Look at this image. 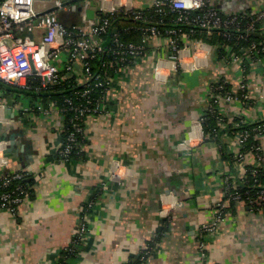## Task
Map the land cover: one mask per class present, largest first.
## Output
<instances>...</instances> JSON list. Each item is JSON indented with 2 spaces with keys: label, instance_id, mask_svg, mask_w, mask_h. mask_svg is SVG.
I'll list each match as a JSON object with an SVG mask.
<instances>
[{
  "label": "crops",
  "instance_id": "0c3cea01",
  "mask_svg": "<svg viewBox=\"0 0 264 264\" xmlns=\"http://www.w3.org/2000/svg\"><path fill=\"white\" fill-rule=\"evenodd\" d=\"M117 1L71 0L57 15L65 24L85 25L83 15L99 20L105 6L116 7ZM120 1L122 8L127 2L148 13L154 10V0ZM263 4L216 3L222 15L250 12ZM215 34L195 32L177 61L169 59L164 37L150 39L147 54L115 75L107 114L86 120L83 156L70 163L57 159L62 116L56 110L51 116L38 111L40 96L0 87V136L6 126L8 137L15 133L10 155L5 139L0 167L29 170L31 189L16 216L0 209V264H57L95 190L87 236L66 264H123L155 239L162 225L166 230L145 264H203L199 227L213 218L225 176L235 181L239 171L232 158L224 157L236 151L239 131L222 138L226 125L217 139L199 124L213 87L226 85L236 95L218 108L228 123L264 120V54L251 58L241 53V63L225 66L212 48ZM64 59L62 54L59 63ZM257 139L264 155V133ZM246 163L259 164L252 153ZM207 254V264H264V209L234 202Z\"/></svg>",
  "mask_w": 264,
  "mask_h": 264
},
{
  "label": "built area",
  "instance_id": "2783aa9c",
  "mask_svg": "<svg viewBox=\"0 0 264 264\" xmlns=\"http://www.w3.org/2000/svg\"><path fill=\"white\" fill-rule=\"evenodd\" d=\"M66 1L71 0H0V82L15 89H33L36 92L62 91L65 88L70 91L60 101L49 99L43 103L39 98L35 102L37 110L45 116H51L53 110H56L64 120L63 132L66 137L57 150L63 163L72 162L77 155L83 156L86 120L92 116L107 114L108 94L115 82V75L147 54L150 39L164 37L171 51L169 59L172 61L179 60L178 53L187 47L190 38L197 31L208 35L216 33L221 37V42H215L212 48L225 66L241 63V53L251 58L264 54V4L250 12L222 15L216 5L217 0H154V14L175 13V21L183 24L182 27L163 31L157 26L160 19L145 15V11L133 8L127 2L124 8L120 0L117 1L118 8L105 6L106 12L103 14L122 11L141 21L142 24L135 27V30L141 33L142 41L135 42L122 39L118 29L103 15L99 20L83 15L85 25L64 24L57 12L65 8ZM50 7H57V10L45 12ZM28 33L32 34V38L26 36ZM254 34L259 36L254 37ZM105 35L110 40L103 47ZM62 54L65 59L60 64ZM178 68L175 65V70ZM240 88L244 90L245 85L241 84ZM215 89L220 91L223 85L212 89L207 107L211 112L215 110L210 104H216L219 108L222 101L236 98L229 90L216 93ZM1 105L3 104L0 103ZM203 119L200 117L199 124H202ZM216 119L219 128L226 127L219 109L216 111ZM260 122L263 123L239 131L234 139L237 149L229 155L239 168L236 179L232 181L229 176H225L223 198L216 204L213 218L203 223L197 233L199 255L203 264H207L210 239L215 236L220 222L225 218L229 202L241 201L253 205L252 209H260L254 208L257 202L251 198L248 190H239L238 182L250 168L246 163L249 153L259 162L257 166H251L252 173L259 167H264L261 145L252 144L246 148L250 137L258 138L264 131V120ZM216 133V129L211 132L213 136ZM228 135L226 131L222 138ZM5 142V139H0V152L3 151ZM29 175L30 171L27 169L7 172L0 167V209L17 215L19 206L28 199L30 192L23 185H12V182L25 180ZM256 185L260 186V182ZM261 186L259 194L264 196V184ZM1 188L7 189L1 191ZM93 204L91 198L85 201L73 239L66 247L68 252L77 251L75 246L82 244L86 238L89 211ZM151 243H154V239L123 264H132L134 260L145 264L155 251Z\"/></svg>",
  "mask_w": 264,
  "mask_h": 264
},
{
  "label": "trees",
  "instance_id": "16d2710c",
  "mask_svg": "<svg viewBox=\"0 0 264 264\" xmlns=\"http://www.w3.org/2000/svg\"><path fill=\"white\" fill-rule=\"evenodd\" d=\"M145 15H147V16H149L151 18L152 17H156V18L160 19L161 21H159L157 26L160 28L161 31H163L164 29L172 28V27H178V26L182 27L183 26V24L175 21V18H176V14L175 13L164 12V13H158V14L155 13L154 14V12H150V13L145 12ZM103 16H106V17H108L110 19L111 23L118 29L119 35H120V37L122 39H124V40L128 39V40H132V41L135 40V42H137L136 36H138V37L140 36L141 37V33H139V31L135 30V27H137V26L142 24L141 21H138V20H135V19L131 18L130 15H126L122 11H117V12H114V13H105V14H103ZM64 24H65V22H64ZM72 24H74V23H72ZM122 24H123V26H122ZM124 24H126V25H124ZM66 25H71V24H67L66 23ZM123 27L129 28V29L128 30H123L122 29ZM197 32L202 33V31H197ZM253 36L254 37H258L259 35L258 34H254ZM106 37H107V35H105V38ZM214 39H215L216 42L217 41L221 42V40H222L221 37L217 36L216 34L214 36ZM31 84L37 85V83H31ZM0 87L8 88V89L13 88V87L5 85L4 83H1V82H0ZM227 89L228 88L226 87V85H223V89L222 90L218 91L217 89H215V92L216 93L223 92V91H226ZM16 90L18 92H21V93L26 94L28 96H32V97L40 96L42 98V102H44V103H46V101H48L49 99H56V100L60 101L66 93L70 92L68 88H65L64 89L65 91L64 90H62V91H60V90L59 91L58 90H56V91L52 90V91H49V92H43V91L36 92L33 89H31V90L16 89ZM210 105L214 107L215 112H211V111L206 109L205 113H203V115L201 116V117L204 118L202 120V124L201 125H202V129H203L204 133L207 134V135L211 134L213 129H216L217 130L216 138L218 139V136H219L220 131H221V128L218 127V123H217V119H216V111L218 110V106L216 104H210ZM239 120H241V119H234L233 120V123H236L237 126H233L232 123H228L227 120H225L226 124L228 125L226 131L227 132H231L233 130L234 131H241V130H244V129L245 130L246 129H251L253 126L263 123V122H258V123H254V124H248L246 122H240L239 123ZM222 133L223 132H221V136H222ZM263 133H264V131H262L261 134H263ZM211 135H209V136H211ZM65 137H66V135L63 132L62 133V141H64ZM84 144H85V141H84ZM246 144H247L246 148H248V145L260 144V142L258 141L257 138L250 137ZM261 153H262V151H261ZM80 157H82V155L81 156L77 155V156L74 157V160L77 159V158H80ZM224 157L226 159H231L230 155H224ZM57 159L60 160V155H59L58 152H57ZM251 170H252V167L250 166L249 170L246 171L244 178L240 179L238 181L239 182V190L240 191L248 190V194L251 196V198L256 199L257 203L255 204L254 208L255 207H260L261 209H264V196L259 194V190L262 187L261 185L264 184V167H262V168L259 167L255 173H252ZM259 182H260V186L261 187L256 185ZM18 184H21L25 188H28L29 192L31 193V189H29L30 181L27 182L26 179H25V180H21V181L20 180H15V181L12 182V185H18ZM6 189L7 188H1V191H4ZM97 196H98V192L95 190L92 193L90 198L93 200V202H95ZM233 203H234V201L229 202L227 210H228V208L229 209L232 208ZM248 205L250 207L253 206L251 204H248ZM91 211H92V209H90L89 212H91ZM165 230H166V226L162 225L160 227V229H159L158 235L154 239V243H151V245H153L154 248L156 246L155 242H157L160 239V235H163ZM80 246H81V244L79 246H75L77 251L72 252V253L68 252L66 247L63 250H61V252H60L61 258H60L59 262H57V264H66L68 259L75 258L78 255V251L80 249ZM138 253H136V254H138ZM133 256H131L130 258H132ZM132 264H140V263L136 262V260H134L132 262Z\"/></svg>",
  "mask_w": 264,
  "mask_h": 264
},
{
  "label": "water",
  "instance_id": "95a60500",
  "mask_svg": "<svg viewBox=\"0 0 264 264\" xmlns=\"http://www.w3.org/2000/svg\"><path fill=\"white\" fill-rule=\"evenodd\" d=\"M70 2L71 1H66L65 3H64V5H68V4H70ZM55 10H57V7H50V8H48L45 12H51V11H55ZM27 37H29V38H32V34L31 33H28L27 35H26ZM109 40H110V38H107V40H105L104 41V43H103V47H106L107 46V44L109 43ZM7 125V124H6ZM7 127V126H6ZM6 127H5V130H7L6 129ZM8 128V127H7ZM3 129V127H2V125L0 124V130H2ZM5 130H4V134L3 135H1L0 136V139L1 140H4V139H8L10 142H9V147H7L6 149H5V151H6V153H8L9 155H10V151H12L13 150V146L11 147V145H13L14 143H15V139H14V134L15 133H12L9 137H8V135H6V132H5Z\"/></svg>",
  "mask_w": 264,
  "mask_h": 264
}]
</instances>
